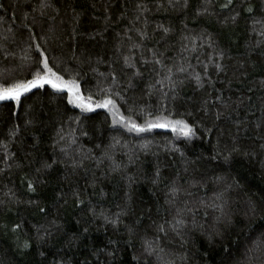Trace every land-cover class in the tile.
Wrapping results in <instances>:
<instances>
[{
    "label": "trees",
    "instance_id": "16d2710c",
    "mask_svg": "<svg viewBox=\"0 0 264 264\" xmlns=\"http://www.w3.org/2000/svg\"><path fill=\"white\" fill-rule=\"evenodd\" d=\"M48 2L41 16L40 0H0V83L31 79L39 43L85 96L197 134L129 131L47 87L0 102V264H264V0Z\"/></svg>",
    "mask_w": 264,
    "mask_h": 264
},
{
    "label": "snow or ice",
    "instance_id": "6c2138e0",
    "mask_svg": "<svg viewBox=\"0 0 264 264\" xmlns=\"http://www.w3.org/2000/svg\"><path fill=\"white\" fill-rule=\"evenodd\" d=\"M232 3L233 0H227V2L222 5V7L228 8L230 5H232ZM50 7L51 5L49 4L48 0H40V15H46V10ZM138 7H140L142 10H146L142 5H138ZM0 8H3L2 4H0ZM33 11H36V9L34 8ZM246 11L251 13L253 9L249 7L248 9H246ZM27 15L28 14H25V19H27ZM231 19L235 20V17H232ZM0 21H3V17H0ZM35 23L36 20L33 17L31 24L34 25ZM255 24H261L262 26H264V18L258 21H254V25ZM21 27L28 29L30 40L34 38L30 24L22 23ZM163 30L165 33L169 31V29L167 28H164ZM260 35L264 36V30L261 31ZM45 43H47L46 40ZM29 49H33L37 53V57L33 58V62L36 66V71L32 74L31 79L14 80L11 82L4 81L3 83H0V102H14L16 106H19L21 104L22 98L26 97L27 94L33 92L34 89H45L47 87L53 90L54 93H66L67 103L73 105L75 108L80 109L82 112H94L96 109H106L113 115V124H121L127 127L129 131L146 132L150 131L153 128H171L173 132L178 133L180 136L188 139L196 136L197 126L195 124H190L185 119H170L168 116H156L146 120L143 125L137 124L131 117H125L122 113H120L117 101L113 98V95L111 93L104 95L100 100H95L92 94L85 96L81 89L80 74L78 72L75 75L69 74L68 78L66 79L65 75L61 74V71L54 70L53 66L50 65L49 56L41 48V45L39 43H36L34 45V48L32 44H29ZM220 55L222 56V53ZM155 62L161 63V61L159 60ZM125 63H129L128 57H125ZM215 67L218 70L223 71V65L217 63ZM205 68H207V65H205ZM180 70L183 71V69ZM62 71L66 72V70ZM169 71H171V69H169ZM139 74V72L135 73V75ZM112 78L115 79L114 76ZM195 79L198 83V86H202L203 82L201 80V77L199 75H196ZM115 95L120 99H123V97H120L119 93H116ZM216 99L222 104L224 103L221 97L217 96ZM204 106H208L207 100L204 101ZM116 117H118V119ZM215 118L217 120L221 119V113L217 112L215 114ZM211 131H213V129H209V132ZM14 134V132L11 133V135ZM61 139H63V137H61ZM61 151H65V149H61ZM232 151L235 152L238 151V149L234 147ZM228 159L229 157L226 156L225 160L227 161ZM50 167V164L44 165V168L46 169ZM28 188L30 191H35L32 181L28 182ZM171 191L173 195H175L178 189L174 187ZM80 203H83V201H80ZM40 211L43 212L44 209H41ZM177 215L180 216V218H174V222L171 224V231L176 233V235H180V229L186 227V221L185 218L181 215L180 211H178ZM105 219L107 220V217H105ZM118 219L119 217H117V220H113L111 222L116 223L118 222ZM192 222L193 224L195 223L194 220ZM20 227L21 225L17 224L14 226L13 230L19 229ZM85 231H87V229H85ZM158 231L164 233L165 236H167L168 234L164 225L158 226ZM145 245V252L148 255L157 254V258L159 259L158 252H163V248H159L157 250V248L153 247V242L147 240L145 241ZM29 246L30 245L28 243H25L24 245L25 248ZM109 255H111V253H109ZM133 259L135 260L136 257H133ZM53 264H65V262L63 260L59 262L53 261ZM169 264H172V262H169Z\"/></svg>",
    "mask_w": 264,
    "mask_h": 264
}]
</instances>
